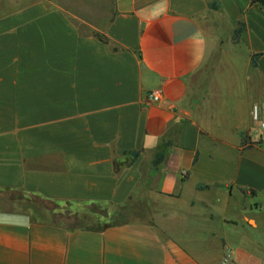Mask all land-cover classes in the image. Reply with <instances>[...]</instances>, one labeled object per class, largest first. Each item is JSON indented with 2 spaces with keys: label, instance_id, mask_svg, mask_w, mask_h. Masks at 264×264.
Returning <instances> with one entry per match:
<instances>
[{
  "label": "crops",
  "instance_id": "crops-1",
  "mask_svg": "<svg viewBox=\"0 0 264 264\" xmlns=\"http://www.w3.org/2000/svg\"><path fill=\"white\" fill-rule=\"evenodd\" d=\"M76 3L0 0V195L102 224L0 207V264H264V0Z\"/></svg>",
  "mask_w": 264,
  "mask_h": 264
},
{
  "label": "rangeland",
  "instance_id": "rangeland-1",
  "mask_svg": "<svg viewBox=\"0 0 264 264\" xmlns=\"http://www.w3.org/2000/svg\"><path fill=\"white\" fill-rule=\"evenodd\" d=\"M72 1V0H69ZM79 5L101 7L106 0H73ZM90 9H93L92 7ZM95 9V8H94ZM8 193L0 195V207H15L18 210L28 212L32 218L47 220V221H65L74 224H82L90 228L101 226L102 222L99 215H104V210L100 207H89L82 212L78 220H74L67 211L60 212L52 203L46 201H38L35 199H27L25 201H6ZM109 221L118 222L127 220L135 216H143L141 209L137 206H127L126 208H108Z\"/></svg>",
  "mask_w": 264,
  "mask_h": 264
},
{
  "label": "built area",
  "instance_id": "built-area-1",
  "mask_svg": "<svg viewBox=\"0 0 264 264\" xmlns=\"http://www.w3.org/2000/svg\"><path fill=\"white\" fill-rule=\"evenodd\" d=\"M147 102H157L159 96L156 91L146 94ZM256 133L257 137L264 139V98L255 102L250 107V127L249 133Z\"/></svg>",
  "mask_w": 264,
  "mask_h": 264
},
{
  "label": "trees",
  "instance_id": "trees-1",
  "mask_svg": "<svg viewBox=\"0 0 264 264\" xmlns=\"http://www.w3.org/2000/svg\"><path fill=\"white\" fill-rule=\"evenodd\" d=\"M252 1H254V0H252ZM240 29H241V22H238V26L235 28V30H234V37H236L237 35H238V33H239V31H240ZM96 36L101 40V41H105V38L103 37V36H101V35H99V34H96ZM258 54H255L254 55V58L257 56ZM255 60L252 58V62H254ZM52 222H57V221H52Z\"/></svg>",
  "mask_w": 264,
  "mask_h": 264
}]
</instances>
